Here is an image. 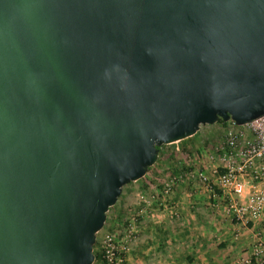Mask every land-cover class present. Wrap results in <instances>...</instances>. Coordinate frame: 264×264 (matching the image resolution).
Here are the masks:
<instances>
[{"label": "water", "instance_id": "water-1", "mask_svg": "<svg viewBox=\"0 0 264 264\" xmlns=\"http://www.w3.org/2000/svg\"><path fill=\"white\" fill-rule=\"evenodd\" d=\"M264 114V0H0V264H92L162 144Z\"/></svg>", "mask_w": 264, "mask_h": 264}, {"label": "built area", "instance_id": "built-area-1", "mask_svg": "<svg viewBox=\"0 0 264 264\" xmlns=\"http://www.w3.org/2000/svg\"><path fill=\"white\" fill-rule=\"evenodd\" d=\"M217 123L222 126L221 137L195 164L170 175L160 193L170 196L185 180L201 182L211 195L225 200L221 208L226 217L244 226L258 225L250 251L239 264H264V114L244 124L231 119ZM134 229L129 222L121 237L108 231L102 234L101 264L122 263L126 250L137 243Z\"/></svg>", "mask_w": 264, "mask_h": 264}, {"label": "crops", "instance_id": "crops-1", "mask_svg": "<svg viewBox=\"0 0 264 264\" xmlns=\"http://www.w3.org/2000/svg\"><path fill=\"white\" fill-rule=\"evenodd\" d=\"M153 174L154 169L148 168L143 177L150 178ZM170 197V202L159 203L166 212L163 217L160 214L152 217L145 234L146 247L136 248V259L152 257L153 264H231L248 254L258 225L244 226L226 217L221 196L211 195L201 182L185 180L173 189ZM168 212H178V217L172 219L166 215ZM161 238L168 247L167 250L164 247L162 254L157 251L162 247ZM130 259L127 255L125 260Z\"/></svg>", "mask_w": 264, "mask_h": 264}, {"label": "rangeland", "instance_id": "rangeland-1", "mask_svg": "<svg viewBox=\"0 0 264 264\" xmlns=\"http://www.w3.org/2000/svg\"><path fill=\"white\" fill-rule=\"evenodd\" d=\"M221 128V124L217 122L200 125L194 135L184 140L181 139L168 144H162L157 161L149 167L150 169H154L153 176L150 178L147 176L141 177L125 184L116 202L109 207L103 227L96 233V240L93 245L94 254L95 252H99V241L105 231L112 233L116 237H121L128 223L133 222L135 224L134 230L138 237L137 241L139 242L137 246H134V244L130 249L126 250L124 258L126 259L127 255H129L131 259H124L121 264H134L136 262L138 264H153L152 257L149 260H147V256L146 258L136 259L135 253L137 252V247H146L147 238H145V234L150 226L152 217L159 214L163 217V214L166 212L164 211V206L159 203H166L172 200L170 196H164L160 193L162 183L170 175L179 172L188 165L195 164L200 157L199 155L203 154L210 145L221 137ZM177 195H180L179 191ZM177 214L168 212L166 215L171 216L173 219L178 217ZM163 241L165 239L161 238L162 247L157 250L161 254L164 251V247L166 250L168 249L163 244ZM171 247L174 249L175 245H171ZM240 259L241 257L239 256L231 264H239ZM93 264H101V260L97 258L93 261Z\"/></svg>", "mask_w": 264, "mask_h": 264}, {"label": "trees", "instance_id": "trees-1", "mask_svg": "<svg viewBox=\"0 0 264 264\" xmlns=\"http://www.w3.org/2000/svg\"><path fill=\"white\" fill-rule=\"evenodd\" d=\"M218 122H223V120L219 119ZM184 139H186V138H184ZM184 139H182V140H184ZM159 152H160V147H159ZM158 155H159V153H158ZM97 258L99 259V252H95V259L94 260H96Z\"/></svg>", "mask_w": 264, "mask_h": 264}]
</instances>
